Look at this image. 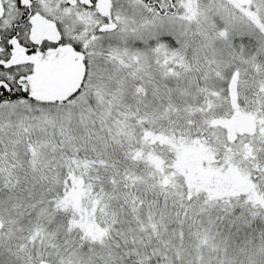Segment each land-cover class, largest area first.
Wrapping results in <instances>:
<instances>
[{"label": "snow or ice", "instance_id": "1", "mask_svg": "<svg viewBox=\"0 0 264 264\" xmlns=\"http://www.w3.org/2000/svg\"><path fill=\"white\" fill-rule=\"evenodd\" d=\"M0 264H264V0H0Z\"/></svg>", "mask_w": 264, "mask_h": 264}]
</instances>
